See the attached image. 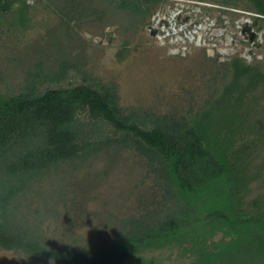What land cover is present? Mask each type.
<instances>
[{
	"label": "rangeland",
	"instance_id": "obj_1",
	"mask_svg": "<svg viewBox=\"0 0 264 264\" xmlns=\"http://www.w3.org/2000/svg\"><path fill=\"white\" fill-rule=\"evenodd\" d=\"M26 1L25 21H18L14 11L0 26V97L43 104L55 91L63 104L91 93L105 106L95 111L66 103L69 110L61 113L59 103L49 104L52 116L43 123L53 125L61 117L85 123L91 146L82 142L75 157L48 169L7 211L11 217L16 212L25 228L33 223L45 248L85 246L92 252L120 243L123 249L125 242L163 229L172 212L184 207L174 200L165 162L143 145L142 135L179 131L202 113L227 82L232 58L248 64L254 59L264 70V29L258 33L260 46L252 50L239 28L252 22L244 1L234 7L239 16L214 10L222 7L221 0H138L134 7L131 0ZM20 7L17 3L15 9ZM70 10L89 13L69 20L65 11ZM255 98L264 121V97ZM40 126L34 124L23 140L6 142L9 151L30 142ZM259 154L255 168L263 163L264 146ZM259 187L264 189L263 180ZM223 234L217 232L211 241ZM191 247L186 240L179 247L146 250L138 259L192 264ZM0 264L64 263L0 248Z\"/></svg>",
	"mask_w": 264,
	"mask_h": 264
},
{
	"label": "trees",
	"instance_id": "obj_2",
	"mask_svg": "<svg viewBox=\"0 0 264 264\" xmlns=\"http://www.w3.org/2000/svg\"><path fill=\"white\" fill-rule=\"evenodd\" d=\"M136 1L126 5L134 7ZM240 1L247 5L254 30L261 32L264 0H221L217 4L222 7L217 5L214 10L238 15L234 7ZM17 3L22 7L15 9ZM90 4L85 6L89 9ZM28 7L26 0H0V26L14 11L19 14L18 21H25ZM65 12L69 20L89 13ZM259 63L232 58L227 65V82L213 93L202 113L192 115L179 131L156 129L142 135L143 145L165 162L174 200L187 210L175 209L163 229L148 231L141 241H127L123 249L120 243L92 252L85 246L45 248L33 223L25 228L16 219V212L11 217L7 211L20 196L35 189L48 169L75 157L83 149L82 142L86 143L84 148L88 143L91 146L85 123L61 117L53 125L44 124L52 116L49 104L59 103L61 113L76 103L100 111L103 101L96 94L84 93L60 104L63 97L55 91L43 104L22 97H0V248L32 251L64 264H122L130 260L146 264L144 257L138 259L146 250L179 247L188 240L192 244L189 256L193 252L195 258L192 264H264V189L259 187L264 182V160L255 168L264 146V121L258 118L255 101V96L264 97V70ZM38 123L41 126L30 142L25 140L24 145L9 151L6 142L27 138ZM13 152L18 154L11 161ZM47 156L50 161L44 163ZM219 231L224 233L220 240L211 241Z\"/></svg>",
	"mask_w": 264,
	"mask_h": 264
},
{
	"label": "water",
	"instance_id": "obj_3",
	"mask_svg": "<svg viewBox=\"0 0 264 264\" xmlns=\"http://www.w3.org/2000/svg\"><path fill=\"white\" fill-rule=\"evenodd\" d=\"M242 35L244 36V38L246 39V41H249L250 43H254V41L257 39L258 37V33L254 30V27L252 25L249 24L248 21H246L244 23V27L241 31ZM258 44H256V46H260V41H259V37H258ZM252 54V53H250Z\"/></svg>",
	"mask_w": 264,
	"mask_h": 264
},
{
	"label": "built area",
	"instance_id": "obj_4",
	"mask_svg": "<svg viewBox=\"0 0 264 264\" xmlns=\"http://www.w3.org/2000/svg\"><path fill=\"white\" fill-rule=\"evenodd\" d=\"M246 21H243V22H241V24L239 25V28H240V30L242 31V29H243V27H244V23H245ZM249 22V21H248ZM249 24L250 25H252V22H249ZM196 32V31H195ZM198 32V31H197ZM243 36V35H242ZM244 37V36H243ZM245 39V38H244ZM245 41H246V39H245ZM257 41H258V37H257V39L254 41V43H250L249 41H246V43H249L250 45H251V49L253 50L255 47H256V44H257Z\"/></svg>",
	"mask_w": 264,
	"mask_h": 264
},
{
	"label": "bare ground",
	"instance_id": "obj_5",
	"mask_svg": "<svg viewBox=\"0 0 264 264\" xmlns=\"http://www.w3.org/2000/svg\"><path fill=\"white\" fill-rule=\"evenodd\" d=\"M199 30H201V29H199ZM194 34H198V32L196 31V32H194ZM199 37H201V36L199 35Z\"/></svg>",
	"mask_w": 264,
	"mask_h": 264
}]
</instances>
